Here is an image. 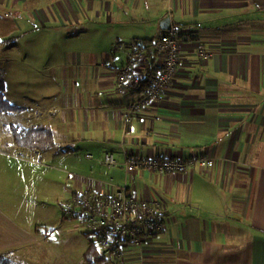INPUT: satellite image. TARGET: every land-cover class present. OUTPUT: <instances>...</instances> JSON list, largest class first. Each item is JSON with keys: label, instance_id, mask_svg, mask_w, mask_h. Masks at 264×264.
<instances>
[{"label": "crops", "instance_id": "crops-1", "mask_svg": "<svg viewBox=\"0 0 264 264\" xmlns=\"http://www.w3.org/2000/svg\"><path fill=\"white\" fill-rule=\"evenodd\" d=\"M0 5L26 10L40 34L38 51L45 49L43 40L57 41L51 56L63 57L61 67L47 68L41 106L14 100L24 110L0 121V201L7 202H0V255L15 251L27 264L21 254L52 232L50 198L60 208L75 192L108 195L115 191L109 184L127 183L137 197L160 205L166 229L148 251L131 249L120 263L107 255L103 264H264V0ZM168 18L182 31L178 72L159 100L129 115L142 93L116 91L128 46L156 41L167 32ZM200 44L212 57H201ZM135 61L143 79L163 67L154 47ZM35 127L51 133L44 149L21 146L16 138L17 130ZM20 151H40L41 160L21 159ZM106 153L120 164L130 156L202 155L216 158V165L175 174L137 170L126 179L120 165H103ZM43 258L34 264H55Z\"/></svg>", "mask_w": 264, "mask_h": 264}, {"label": "built area", "instance_id": "built-area-1", "mask_svg": "<svg viewBox=\"0 0 264 264\" xmlns=\"http://www.w3.org/2000/svg\"><path fill=\"white\" fill-rule=\"evenodd\" d=\"M180 28L171 25V29L156 39L153 47L156 53L163 57V67L155 76L143 79L134 71L135 57L141 53L137 47L128 50L129 61L120 70L116 91L124 93L136 89L142 93L139 100L129 107V115L147 108L159 100L171 85L178 72L181 59ZM205 60L212 57V53L200 44L197 48ZM21 159L34 163L39 162L41 152H18ZM101 159L103 165L112 170L121 166L126 176L137 170H152L159 173H186L191 168H209L216 165V158L199 156L187 160L170 157H127L123 163L116 160L115 155L106 153ZM87 157L92 158L88 155ZM114 186L112 194L96 192H75L62 202L64 214L68 217H78L83 220L87 232L94 234L100 245L101 253L111 255L117 262H124L131 249L148 251L155 235L165 231V222L160 216V205L157 202L137 197L129 185Z\"/></svg>", "mask_w": 264, "mask_h": 264}, {"label": "rangeland", "instance_id": "rangeland-1", "mask_svg": "<svg viewBox=\"0 0 264 264\" xmlns=\"http://www.w3.org/2000/svg\"><path fill=\"white\" fill-rule=\"evenodd\" d=\"M22 9L0 5V81L6 88L4 97L7 103L15 100L32 105L35 100L41 106V88L51 75L47 68L61 67L63 57L59 52L51 56L54 50L51 48L57 41L43 40L45 49L38 51L37 35L40 34L36 33V21ZM15 116V112L0 114V121L7 122ZM26 201L28 205L34 203L30 196ZM0 202L7 204L4 199ZM46 209L51 213L52 232L45 240L43 238L41 245L29 247L21 258L27 264H34L42 256L44 262L85 264L83 255L89 248L87 235L90 232H87L83 220L66 216L62 205L58 208L57 201L51 198ZM91 236L96 238L92 233Z\"/></svg>", "mask_w": 264, "mask_h": 264}, {"label": "trees", "instance_id": "trees-1", "mask_svg": "<svg viewBox=\"0 0 264 264\" xmlns=\"http://www.w3.org/2000/svg\"><path fill=\"white\" fill-rule=\"evenodd\" d=\"M155 41L153 40H133L128 48L137 47L141 52L150 51L153 48ZM5 85L0 81V114L4 113H21L24 109L13 106L7 103L4 93ZM17 140L21 146L31 149H44V143L50 138L51 133L46 128L35 127L27 130L16 131ZM54 143H52L53 145ZM89 248L84 253L83 257L87 264H103L107 261L108 257L100 251V245L97 238H93L91 233L87 235ZM0 264H24L22 260L18 258L15 251L4 252L0 255Z\"/></svg>", "mask_w": 264, "mask_h": 264}, {"label": "water", "instance_id": "water-1", "mask_svg": "<svg viewBox=\"0 0 264 264\" xmlns=\"http://www.w3.org/2000/svg\"><path fill=\"white\" fill-rule=\"evenodd\" d=\"M164 24H166L164 30L168 31V30L171 29L170 19H169V18H168V20H166V21L164 22Z\"/></svg>", "mask_w": 264, "mask_h": 264}]
</instances>
